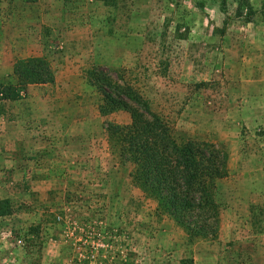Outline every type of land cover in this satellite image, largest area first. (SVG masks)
<instances>
[{
  "label": "rangeland",
  "instance_id": "rangeland-1",
  "mask_svg": "<svg viewBox=\"0 0 264 264\" xmlns=\"http://www.w3.org/2000/svg\"><path fill=\"white\" fill-rule=\"evenodd\" d=\"M241 2L0 0V63L43 57L54 73L50 83L67 46L77 44L81 73L97 92L88 71L108 67L101 65L106 36L136 32V51L124 55L128 66L108 67L112 74L125 75L178 137L220 145L228 165L216 187L219 228L207 236L190 237L160 214L132 177L128 183L116 178L111 189L89 183L67 198L52 195L63 208L52 213L50 225L49 199L14 206L0 196V264H264V0ZM14 44L20 47L15 57ZM2 72L0 129L23 107L36 125L41 109L29 103L32 86L18 88L12 73ZM10 83L18 89L8 97ZM14 210L19 226L11 227Z\"/></svg>",
  "mask_w": 264,
  "mask_h": 264
},
{
  "label": "crops",
  "instance_id": "crops-1",
  "mask_svg": "<svg viewBox=\"0 0 264 264\" xmlns=\"http://www.w3.org/2000/svg\"><path fill=\"white\" fill-rule=\"evenodd\" d=\"M65 13L67 11L61 13L62 21L66 18ZM21 15L26 17L24 13ZM20 29L26 30L21 35L28 40L30 34L27 27ZM135 34L138 35L131 32L122 38L106 36L107 47L101 65L111 69L128 66L124 55L127 51H136L133 41ZM12 47L11 55H19V45ZM67 48L64 51L67 58L61 57V60H66L60 65L54 83L29 84L33 92L29 103L37 102L36 109H41L39 116L42 120L36 125H33L35 122L31 123V126L28 121L32 122L30 118H33V114L30 108L23 107L21 112L8 118L0 129V196L9 198L14 206L19 200L27 203L31 198L34 202L49 199L44 208L47 212L45 222L49 225L52 213L63 208L62 201L56 202L51 199L52 195L67 198L74 188L89 183L101 190L114 188L116 178H123L125 183L131 181V163L120 160L107 132V122L126 124L131 121V115L122 109L110 116L101 113L99 92L92 91L81 73L83 55H78L77 44L68 45ZM30 55V52L25 53V56ZM14 65V61L7 65L1 62L2 76L13 73ZM12 111L8 110L9 113ZM108 194L107 199H111V193ZM39 204L42 203L35 202V205ZM35 205L27 206L34 208ZM9 216L11 227L19 226L16 225V211Z\"/></svg>",
  "mask_w": 264,
  "mask_h": 264
},
{
  "label": "trees",
  "instance_id": "trees-1",
  "mask_svg": "<svg viewBox=\"0 0 264 264\" xmlns=\"http://www.w3.org/2000/svg\"><path fill=\"white\" fill-rule=\"evenodd\" d=\"M241 1L240 7L250 4V0ZM88 75L89 83L101 94L103 115L121 109L131 115L126 124L107 122V132L115 153L123 162L133 164L134 183L157 201L160 214L173 219L190 237L216 232L221 213L217 182L228 174L227 155L221 146L178 137L169 121L152 109L149 99L125 75L117 78L102 66L92 67ZM11 77L19 88L51 82L54 73L47 59L32 56L16 61ZM17 86L10 83L5 87L6 95H15ZM4 207L1 204L0 214Z\"/></svg>",
  "mask_w": 264,
  "mask_h": 264
}]
</instances>
